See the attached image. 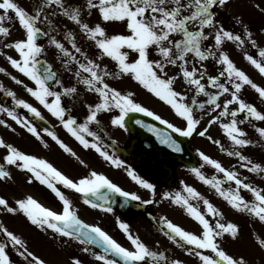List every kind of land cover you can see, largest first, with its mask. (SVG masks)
I'll list each match as a JSON object with an SVG mask.
<instances>
[{
    "label": "snow or ice",
    "instance_id": "snow-or-ice-1",
    "mask_svg": "<svg viewBox=\"0 0 264 264\" xmlns=\"http://www.w3.org/2000/svg\"><path fill=\"white\" fill-rule=\"evenodd\" d=\"M228 3L229 0H86L84 8L87 9L88 14L91 15L92 10H97L101 20V23L91 26L82 19L83 9L65 6V0H42V4L34 13H29L15 0H0V10H2L0 35L4 37L10 35V29L3 26V22L11 19L8 15L10 11L14 12L25 35L22 39L5 43L4 48H12L18 53L19 58L8 55L7 60L19 73L34 82L35 87H27L26 91L57 118L63 128L85 149H94L105 161L117 168H123L132 181L155 196L156 185L138 175L133 168L125 164L124 160L105 150L102 136L90 127L92 124H100L99 114L118 110V114L111 117L110 123L112 126L125 129V117L129 113H143L166 125L171 131H162L143 120H136L135 123L155 133L161 144L175 152H181L182 149L172 133L182 137H191L194 133L207 137L209 141L220 145L221 150L224 151L220 141L208 135V129L213 124H219L233 145L232 150L227 151V155L237 157L241 162L240 167L249 172L264 173V166L252 162L239 150L253 143L239 125L245 122L251 123L253 120L264 122V112L243 99L241 90L245 85L251 86L264 100V87L257 85L235 64L229 53L223 50L226 41L233 42L240 48L246 42L254 48L258 45L253 33L240 17L234 19L236 24L242 27V33L226 28L217 19L218 9H224ZM53 6L59 9L60 15L77 24L82 33L94 42L100 53L96 59L91 58L78 46L76 37L71 32L66 36L71 43V50L55 36L49 37V44L62 54V63L67 70L72 71L68 66L74 64L76 67L74 75L78 83L98 97V102L87 105L88 114L83 122H78L76 118L68 115L66 106L62 103L63 97H74L77 94V87L64 86L51 65L42 63L39 59L45 48L38 42V38L41 35L48 36L39 25L41 22H46L49 26L53 24L49 15L45 14L46 10ZM254 7L264 12V8L259 4H255ZM56 14L51 13V15ZM111 22L124 23L126 32L109 35L104 25ZM209 40L212 43H206ZM244 55L245 59L264 75V47H259V59L247 52ZM78 56L83 57V60ZM105 57L115 62L117 69L115 72H109L106 65L102 67L101 63L97 62ZM210 59L221 66L222 70L216 75L208 74L205 62ZM171 69L175 71L170 74ZM4 71L5 69L0 68V72ZM124 76L130 77L143 89L169 105L175 115L184 122L183 125L174 124L137 102L132 91L122 92L107 82L109 77L120 79ZM11 78L15 83L23 84V81L15 76ZM178 81H182L184 86L182 90H178ZM53 85L61 88L62 91L54 90ZM2 88L3 85H0V89ZM209 88H214L216 91L211 92ZM189 90H194L195 95L189 97ZM6 94L13 98L16 106L26 109L34 117L44 119L32 103L16 98V93L11 90ZM225 94L230 98L224 99L221 103V97ZM201 95L207 99L198 101L196 97ZM232 105L236 107H230ZM198 112L209 117L203 128L200 126L204 122V115H198ZM0 113H5L16 124L43 142L40 130L29 118L2 105H0ZM240 114H244L243 119L238 118ZM223 118H229L228 122H223ZM0 125L11 127L3 119H0ZM256 131L260 137H264V127H257ZM43 132L65 152L79 159L55 131L45 127ZM44 146L47 147V144ZM0 149L6 151L2 157L3 162H0V181L12 180L9 166L15 167L29 174L28 183L36 181L46 186L62 205L61 210L56 211L43 205L33 196L27 195L25 198L17 199L16 206L13 207L8 199L0 196V211L12 214L23 213L32 225L45 231L50 230L64 243L74 241L82 245L81 252L90 254L102 264H184V261L178 258L169 260L165 252L158 250L159 241L156 242L154 249L140 235L134 234L128 223L119 218H117L118 227L125 234L131 247L121 244L99 225L86 223L78 215V209L74 207L73 201L59 185L81 194L85 205L107 213L113 212L112 207H105L110 200V194H118L125 202L138 201L146 205L153 203V200L142 199L137 192L125 190L107 175L96 170L90 171L78 180H73L47 159L28 154L12 143H6L3 138H0ZM199 156L218 173H222L227 181L234 182L236 187L224 189L222 180L215 176L206 177L199 168H193V173L204 184L215 189L231 208L247 213L264 224V188L246 182V177L241 178L238 172L224 167L220 161L211 158L203 151H199ZM80 163L84 164V161L80 160ZM242 189L250 192L253 199L248 200L241 195ZM184 191L187 195L181 192L174 194L165 192L163 198L181 206L198 222L201 231L197 234L184 229L167 217H161L158 218V223L162 225L163 235L182 248L187 255L195 256L199 264H248L244 256L237 257L223 247L226 234L232 239L238 238L239 226L233 222H221L224 213L194 187L185 184ZM193 199L202 200L206 212L191 203ZM209 216L216 218L214 223L208 218ZM0 234L4 237L0 239V264H13L9 247L14 249L26 264H46L45 260L29 250L21 236L10 231L3 224H0ZM254 238L259 248L264 250V236L254 233ZM94 247L102 251H96ZM71 264H84V261L79 256H73Z\"/></svg>",
    "mask_w": 264,
    "mask_h": 264
},
{
    "label": "rangeland",
    "instance_id": "rangeland-1",
    "mask_svg": "<svg viewBox=\"0 0 264 264\" xmlns=\"http://www.w3.org/2000/svg\"><path fill=\"white\" fill-rule=\"evenodd\" d=\"M69 3L75 7H81L83 11L87 10L84 8L86 0H65V5H68ZM255 4H259L261 8H264V0H229L228 5L224 9H218L217 19L222 22L226 28L242 33V27L236 24L234 19L235 17H240L243 20V23L251 30L253 38L257 41L258 47L254 48L251 44L246 42L245 45L240 48L233 42L226 41L223 45V50L229 53L235 64L245 71L257 85L264 87V75L251 65L250 62L245 59L244 55V53L247 52L259 59V47H264V12L255 8ZM83 11L81 15L84 22L89 23L91 26H94L96 23H101L97 10H93L91 15H89L88 12ZM49 18L53 21L51 13L49 14ZM58 20L59 23L53 21L51 26H49L46 22H41L40 24L44 31L48 33L46 40L41 43V45L45 48L43 56L54 65L58 73V78L63 82L64 86H76L78 89V92L74 97H63L62 103L66 107H71L76 115L86 116L88 114L87 105L98 102V97L95 93L87 91L82 84L78 83L74 75L76 71L74 64L68 66L72 69V71L67 70L62 63V54L58 49L49 44V37L55 36L57 40H60L65 44L66 48L71 50V43L66 39L67 34L71 32L75 35L78 46H80L82 50L91 58L96 59L100 53L95 47L94 42L89 40L82 33L77 24L63 15H59ZM94 20H96V22H94ZM104 26L106 27L109 35L118 32H126V26L122 22H111L105 24ZM206 43L210 44L212 41L209 40ZM9 51L12 52L15 57H18V53L14 49L9 48ZM78 58L83 60V57L78 56ZM97 62L101 63L102 67L106 65L109 72H115L117 70L115 62L107 57L103 60H98ZM205 63L208 68L209 75H216L222 70L221 66L216 64L215 61L211 59ZM174 71L175 69H171L170 74ZM107 82L122 92L132 91L135 94L134 98L137 102L148 107L150 110L155 111L157 114L161 115L162 118L167 119L174 124L183 125L184 122L175 115L169 105L159 100L147 90L143 89L130 77L124 76L120 79L109 77L107 78ZM205 83L207 85V81H205ZM177 87L178 90L183 89L184 86L182 81L177 82ZM57 90L62 91V89L58 87ZM208 90L211 92L216 91L214 88H209ZM193 95H195L194 90H189L188 96L191 97ZM241 96L248 103L254 104L258 110L264 112V100L259 97V94L252 89L251 86L245 85V87L241 90ZM226 98H230L228 94L221 97V103ZM196 99L198 101H204L207 98L201 95L196 97ZM230 107H236V105H232ZM115 114H118V110H114L111 113H101L98 118L111 119V117ZM197 114L204 115V122H202L200 126L203 128L209 117L204 113L198 112ZM43 115L48 119H57L53 117L44 107ZM243 115L244 114H240L238 118L243 119ZM228 119L229 118H223V122H228ZM253 125H255V127H253ZM239 126L247 133V138L253 141L251 145L240 148L239 150L242 151L244 155L248 156L252 162L260 163L264 166V137H260L259 133L256 131L257 127H264V122L253 120L251 123L245 122ZM123 131V133L117 134V138L115 137L117 140L116 142L126 140L128 133L126 129H123ZM208 135H211L214 140H219L225 150L222 151L220 145L209 141L207 137H201L195 133L193 136L188 137V143L191 149H193L196 153V164L193 167H185L175 160H169L167 164L172 169L174 179L168 191L164 192H170L173 194L181 192L182 194L187 195L184 191V185L186 184L194 187L204 198L208 199L224 213L221 222H233L239 226L238 238L232 239L226 234L223 241V247L230 254L237 257L244 256L248 261V264H264V250L259 248L254 238V233L264 236V224H261L258 220L247 213H241L231 208L230 205H228V203L216 193L215 189L204 184L195 175V173H193L192 169L199 168L206 177L211 178L215 176L222 180V187L224 189H235L236 186L234 182L227 181L222 173H218L211 165L206 164L200 158L199 151H203L211 158L220 161L224 167L238 172L241 178L246 177V182L251 183L254 186L264 188V173L249 172L248 170L240 167L241 162L237 157L227 155V151L232 150L233 145L220 128L219 124H213L208 129ZM0 153L2 154L0 155L3 156V149H0ZM37 185V182L34 181L33 184H24V187L17 186L19 189L17 187H9L8 191L4 185V181H0V196L8 199L10 205L13 207L16 206L15 201L17 199L25 198L27 195L33 196L40 203H43V205L50 207V199H48V201L43 198V194L39 195L40 193ZM139 190L141 197L145 199L153 198L150 191L140 186ZM242 194H244L248 200L253 199L252 194L246 190L242 189L241 195ZM156 195L157 200H159L158 207L166 208L170 206L163 212L165 217H171L172 222L186 230L199 234L201 231L200 225L192 217H190L181 206L172 203L168 199H164L162 192H159ZM190 202L199 206L206 212L202 200L193 199ZM208 218L212 220L214 217L209 216ZM212 222L214 223V220H212ZM0 224H3L10 231H13L15 234L21 236L25 240L29 250L37 257L45 260L46 264H71L69 259L73 257V255H71L72 253L69 247L73 252H79L81 250L80 247L74 246L72 242L64 243L60 237L54 236L50 230L45 231L32 225L23 213L18 212L12 214L0 211ZM0 239H4L3 234H0ZM157 241H159L158 250L165 252L167 257L171 253V259H182L184 264H199V261L195 256L187 255L182 248L176 246L173 242L169 244L168 239H162L158 235H156V237L151 241V244H154V249ZM73 248H75L76 251ZM10 249L12 251V256H18L14 249L11 247ZM24 264H26V262Z\"/></svg>",
    "mask_w": 264,
    "mask_h": 264
},
{
    "label": "flooded vegetation",
    "instance_id": "flooded-vegetation-1",
    "mask_svg": "<svg viewBox=\"0 0 264 264\" xmlns=\"http://www.w3.org/2000/svg\"><path fill=\"white\" fill-rule=\"evenodd\" d=\"M15 2L18 3L21 7L25 8L29 13H34L36 8L42 4V0H15ZM65 6H69V4ZM70 6L73 5L70 4ZM53 12L57 13L56 15H52L53 21L57 23L59 21L58 18L60 15L58 8H56L55 6L48 8L45 14L49 15ZM0 14H2V10H0ZM8 15L11 17V19L5 20L3 22V26L10 29V35H8L7 37L0 35V53H2L0 54V68L5 69L4 72H0V85H3V88L0 89V105L12 108L19 115L29 118L32 123L35 124L38 130H40L43 142H41V140H38L32 134L28 133L25 128L16 124V122L11 120V118L8 117L5 113H0V119L6 120L7 123L11 125V127L0 125V138L2 135V138L6 143H12L14 146L18 147L20 150L28 154H33L40 158L47 159L55 167H57L73 180H78L80 177L87 175L90 171L96 170L97 172H102L107 175L110 179L119 184L125 190L134 191L140 195L139 185L127 176L123 168H117L114 165L108 166V164L105 163V160L94 149H85L74 137L71 136V134L66 131V129L63 128L58 119L48 120L53 123L54 126H56L58 130L56 134L77 154L79 159L65 152L55 141L51 139V137L43 132V128L39 126L34 121V119L30 118L31 113H29L22 107L16 106L14 104L13 98L9 97L6 94L8 90L15 92L16 98L24 99L27 102L32 103L33 106L38 108L43 116V106L40 105L39 102L36 101L35 98L26 91L27 87H35L34 82L29 80L22 73H19L15 68H13L6 58L8 55H11L14 58L19 57H15L12 52L9 51V48H4V44L17 39H22L25 35L23 28L14 15V12L10 11ZM39 26L41 27V25ZM39 43L41 44L42 41ZM41 57H44L43 54L41 55ZM52 68L57 73L56 68L54 66ZM12 76H15L18 79L22 80L23 84L15 83V81L11 78ZM53 89L57 90V86L53 85ZM66 109L70 110V113L68 115H71L72 110L69 107H66ZM71 116L76 118L78 122H83L86 117L77 115ZM99 120V125L92 124L90 125V127L93 131L99 132L102 136L105 150L108 151L109 149V151H111L112 154H114L116 157L124 160L127 166L133 168L138 175H140L148 182L156 185V193L168 191L170 185H166L155 178L149 159L142 157L139 161H136V158H132L128 153V145L131 139V134H128L125 141L126 143H124L123 146H118L113 140L112 136L123 133V129L112 126L110 123L111 119ZM13 129H15V131H13ZM87 138L90 140L92 139L91 137ZM45 144H47V147L44 146ZM5 154L6 151L3 149V155ZM1 155L0 162H3V156ZM80 160H83L84 164H81ZM9 170L12 173L13 179L4 181V185L8 191L9 187H24V184H28V182H26L28 173L12 166H9ZM37 186L40 193L39 195L43 194V198L47 200L50 199V207L56 211H60L62 205L55 194H50L48 188L44 185L39 184V182ZM59 187L73 201L74 207L78 209V215L81 219H83L86 223L99 225L126 247H131V245L127 240L125 234L118 227L117 218L128 223L131 227L132 232L134 234L140 235V237L150 246H154L153 243L151 244V241L156 237V235H158L162 239H168L163 235V232L161 231L162 225L158 223V218L165 217V215H163V212L167 208H158L159 204L157 203L158 201L156 194L154 198H151V200L154 201L153 203L147 205L143 204V209L138 210H136L133 205L141 204L140 202L130 200L125 202L124 198L120 197L118 194H110V200L108 203L113 206L108 207H112L113 212L107 213L100 209H93L89 205H85L83 203L81 194L75 193L74 190L64 189L62 185H59ZM101 191L103 192L106 190ZM142 199L145 198L142 197ZM157 209L159 211L156 213ZM167 218L171 220V217ZM168 242L170 244L172 241L169 240ZM72 243L74 246L80 248L83 247L82 245H79L74 241ZM73 249L76 251L75 248ZM75 256H79L81 259L84 256H90V262H86L82 259L84 261V264H102V262L96 261L90 254H85L81 252V250L79 252L76 251ZM168 258L169 260H171V253L168 255ZM12 259L18 264L25 263V261L19 256H16L15 258L13 257Z\"/></svg>",
    "mask_w": 264,
    "mask_h": 264
},
{
    "label": "water",
    "instance_id": "water-1",
    "mask_svg": "<svg viewBox=\"0 0 264 264\" xmlns=\"http://www.w3.org/2000/svg\"><path fill=\"white\" fill-rule=\"evenodd\" d=\"M44 37V35H41L39 38L42 39ZM40 60L42 63H45L43 59ZM136 120H143L145 123L152 124L162 131L170 132L171 130L167 129L159 122L141 114H130L127 117V124L133 133V139L129 148L131 153L133 155H137L138 157H149L152 161L153 170L160 179L167 182L171 179V170L161 161L163 157H175L177 160L188 165L194 163L193 153L188 149L184 137L178 138L172 133L173 138L177 140L182 149L181 152H175L166 145L161 144L155 133L150 132L147 128L136 124ZM38 123L44 127H47L48 129H51V126L45 120L39 119Z\"/></svg>",
    "mask_w": 264,
    "mask_h": 264
}]
</instances>
